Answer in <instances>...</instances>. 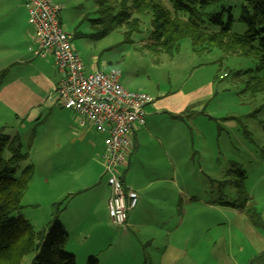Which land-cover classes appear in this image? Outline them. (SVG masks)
Listing matches in <instances>:
<instances>
[{
    "label": "rangeland",
    "instance_id": "1",
    "mask_svg": "<svg viewBox=\"0 0 264 264\" xmlns=\"http://www.w3.org/2000/svg\"><path fill=\"white\" fill-rule=\"evenodd\" d=\"M57 1L62 4L61 26L72 34V45L81 57L85 73L117 69L120 71V83L126 89L159 98L186 97L204 89L211 91L212 97L205 101L203 110L181 119L166 112L158 116L163 129H176L173 150L176 152L178 145L181 147L185 141L188 146H182L179 150L182 152L172 158L179 184L201 193L204 191L206 200L210 195L211 199L231 200L235 196L233 187H221L219 182L225 171L240 168L245 173L248 193L255 196L254 202L264 203V92L252 95L245 89L248 77L257 74L258 57L224 54L216 47L196 53L187 37L180 40L178 51L173 54L155 55L144 45L148 42L149 14L141 17L139 31L132 33L129 39L122 26L112 28L104 36H83L93 32L89 20L96 16L93 3L87 0ZM162 1L174 13L172 2ZM241 5V0H225L207 9L214 7L218 11L222 7L227 8L223 21H227L230 12V32L241 35L248 28L240 19ZM210 28L217 30L220 26L210 25ZM4 77L0 70V81ZM46 111L49 113H46L44 121L43 116L29 123L15 119L12 113L0 107V133L8 135L14 142L17 140L20 152L25 154L15 166L16 174H20L28 164L32 167L20 213L37 229L47 226L56 211L54 205L62 208L68 203L67 197L64 201L60 199L61 190L78 183L81 173L65 171L64 160L69 163V155L73 156L76 151L79 171H92L95 166L91 158L95 149L80 141L70 145L67 140L68 122L78 127L80 118L75 121L72 112L58 104H52ZM178 130L180 134H177ZM94 133L96 139L91 133L92 140L101 143L103 135ZM9 156L10 152L5 149L3 157ZM151 161L144 166L138 165L139 170L152 168ZM58 170H63L62 174ZM104 177L107 181L106 174ZM35 253L25 255L20 264H30Z\"/></svg>",
    "mask_w": 264,
    "mask_h": 264
},
{
    "label": "crops",
    "instance_id": "2",
    "mask_svg": "<svg viewBox=\"0 0 264 264\" xmlns=\"http://www.w3.org/2000/svg\"><path fill=\"white\" fill-rule=\"evenodd\" d=\"M53 1L62 7L61 1ZM32 44L33 29L23 0H0V70L5 74L0 81V107L29 123L43 116L44 121L46 108L58 104L46 100L59 76L54 61L34 57L29 51ZM151 97L145 124L130 136L123 182L137 193V203L128 212L125 228L114 225L108 214L103 136L90 123L75 127L68 122L69 144L80 141L95 149L91 154L95 166L92 171H79L76 151L69 155V163L63 159L65 171L81 173L78 183L61 190L60 199L67 197L68 203L54 212L68 233L66 250L74 254L76 264H86L90 255L100 264H264V227L251 222L246 208L224 204L211 195L206 200L204 191L179 184L178 171H173L172 158L188 146L185 141L175 152L176 129H163L158 116L166 112L181 119L203 110L211 91L180 98ZM68 110L74 120L79 118ZM94 131L102 136L101 143L92 140ZM150 160L153 167L140 171L138 165ZM248 194L264 223V203H255V196Z\"/></svg>",
    "mask_w": 264,
    "mask_h": 264
},
{
    "label": "trees",
    "instance_id": "3",
    "mask_svg": "<svg viewBox=\"0 0 264 264\" xmlns=\"http://www.w3.org/2000/svg\"><path fill=\"white\" fill-rule=\"evenodd\" d=\"M87 1L93 3L96 16L89 19L93 32L83 36H104L112 28L122 26L129 39L132 33L139 31L141 17L149 14L148 42L144 44L149 51L155 55H171L178 51L180 40L187 37L196 53L216 47L224 54L254 55L259 59L257 74L248 77L245 89L252 95L264 92V0H241L240 19L248 27L241 35L230 32V12L227 21H223L224 11L228 9L222 7L216 11L214 8L225 0H170L174 13L162 0ZM213 5L212 9H207ZM210 25L220 28L212 30ZM5 149L10 152L8 158L3 157ZM24 156L17 140L14 142L8 135L0 133V264H20L23 257L32 252L36 253L30 264H76L74 254L65 248L68 233L55 215L59 210L58 204L54 205L55 214L45 228H35L20 213L23 207L21 200L32 171L28 164L20 174H16L15 166ZM219 183L221 187L231 185L235 195L231 200L222 199V203L245 207L251 222L264 227L260 214L251 203L242 169H228ZM86 264L100 263L97 257L90 255Z\"/></svg>",
    "mask_w": 264,
    "mask_h": 264
},
{
    "label": "built area",
    "instance_id": "4",
    "mask_svg": "<svg viewBox=\"0 0 264 264\" xmlns=\"http://www.w3.org/2000/svg\"><path fill=\"white\" fill-rule=\"evenodd\" d=\"M23 3L33 29L29 51L34 57H51L59 75L46 100L73 110L80 125L90 123L103 135L101 159L110 187L108 214L114 225L125 228L128 212L137 203V193L123 182L131 131L145 124V107L152 97L126 89L117 69L85 73L81 57L72 45V34L61 26L59 4L53 0Z\"/></svg>",
    "mask_w": 264,
    "mask_h": 264
}]
</instances>
